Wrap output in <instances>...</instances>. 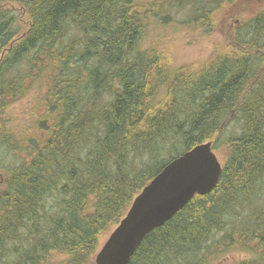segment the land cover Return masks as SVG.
Listing matches in <instances>:
<instances>
[{
  "label": "trees",
  "instance_id": "1",
  "mask_svg": "<svg viewBox=\"0 0 264 264\" xmlns=\"http://www.w3.org/2000/svg\"><path fill=\"white\" fill-rule=\"evenodd\" d=\"M148 11L0 0V264H93L141 190L207 141L225 152L217 186L150 231L129 264H212L235 250L245 256L233 264H264V5L238 50L175 73L142 44ZM38 86L19 140L7 112Z\"/></svg>",
  "mask_w": 264,
  "mask_h": 264
},
{
  "label": "rangeland",
  "instance_id": "2",
  "mask_svg": "<svg viewBox=\"0 0 264 264\" xmlns=\"http://www.w3.org/2000/svg\"><path fill=\"white\" fill-rule=\"evenodd\" d=\"M139 1L146 4L149 10L142 44L146 49L160 53L164 64L172 73L201 69L228 52L238 50L233 40L237 38L250 17L259 12L264 5V0ZM9 5L12 8L16 7L15 4ZM23 19V28H27V16L24 13ZM241 36L246 37L245 39L250 37L244 31ZM42 92L40 86L33 88L28 92V96L14 104L7 112L6 128L19 140L30 136L33 128L35 100ZM165 93V88H161L158 91V98L163 97ZM234 126L230 125L226 133L236 134L237 129ZM226 137V134L221 135L222 141ZM216 153L223 163L225 152L220 147ZM3 162L7 164L9 158ZM0 174L2 175L0 184H2L6 174L2 169ZM110 233L102 237L99 249ZM244 256V253L235 250L234 253L224 255L218 261L214 259L212 264H233ZM95 257L93 264H95ZM66 259L65 256H56L48 264H61Z\"/></svg>",
  "mask_w": 264,
  "mask_h": 264
},
{
  "label": "water",
  "instance_id": "3",
  "mask_svg": "<svg viewBox=\"0 0 264 264\" xmlns=\"http://www.w3.org/2000/svg\"><path fill=\"white\" fill-rule=\"evenodd\" d=\"M222 171L211 141L170 161L134 198L98 250L95 264H129L144 237L171 220L195 195L214 190Z\"/></svg>",
  "mask_w": 264,
  "mask_h": 264
},
{
  "label": "bare ground",
  "instance_id": "4",
  "mask_svg": "<svg viewBox=\"0 0 264 264\" xmlns=\"http://www.w3.org/2000/svg\"><path fill=\"white\" fill-rule=\"evenodd\" d=\"M208 142V141H207ZM212 142V141H211ZM213 143V142H212ZM221 143H222V140H221ZM218 144V143H217ZM219 145V144H218ZM214 149V148H213ZM215 151V150H214ZM218 155V154H217ZM222 162V161H221ZM166 166V165H165ZM164 166V167H165ZM222 166H223V163H222ZM53 264H57V263H53Z\"/></svg>",
  "mask_w": 264,
  "mask_h": 264
}]
</instances>
